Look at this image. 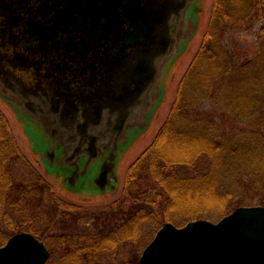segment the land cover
<instances>
[{"label": "trees", "instance_id": "16d2710c", "mask_svg": "<svg viewBox=\"0 0 264 264\" xmlns=\"http://www.w3.org/2000/svg\"><path fill=\"white\" fill-rule=\"evenodd\" d=\"M260 18L264 0H214L204 43L166 121L128 168L119 198L93 212L56 193L0 110V246L26 231L47 245V264H108L106 256L139 264L165 223L220 220L238 207L264 205V34L259 52L242 61L223 43ZM210 100L216 106L202 110ZM221 111L230 127L219 124Z\"/></svg>", "mask_w": 264, "mask_h": 264}, {"label": "water", "instance_id": "95a60500", "mask_svg": "<svg viewBox=\"0 0 264 264\" xmlns=\"http://www.w3.org/2000/svg\"><path fill=\"white\" fill-rule=\"evenodd\" d=\"M20 1L11 0V3L15 5ZM65 1L67 6L56 15L59 22L63 21L61 19L72 21L82 18V26L91 25L85 28L86 34L98 31L100 38L114 34L118 40L131 39L142 47L139 51L123 52L109 62L113 67L108 71L110 76L112 74V80L104 93L107 99L101 97L99 117L91 124L102 141L98 142V146L111 142V132L116 128L119 136L116 142L126 137L129 143L130 128L143 120L145 123L163 99L162 79L175 63L180 45L185 42L186 46L188 43H177L178 29L183 22L195 21L196 16L188 14L191 8L186 7L187 3L178 7L174 15L170 4L158 3V0H128L127 4L121 0ZM118 9L122 10L120 16L116 14ZM122 16L130 28L125 34L120 29ZM1 64L0 60L2 68ZM157 90L160 96L155 99ZM5 91L4 86L0 85V94L15 105H21L24 117L36 121L29 112L33 107L30 103L9 97ZM71 112L65 108L60 113L53 111L50 115L64 124L67 132H63L69 136V146L56 142L48 146L47 155L51 161L62 159L70 146H77L76 142H82L89 136V125L80 119H76L74 125L67 116ZM54 128L55 134L58 133V127ZM44 130L48 136L53 134L50 127ZM141 130L135 129L138 133ZM56 153L61 157L56 158ZM47 162L50 163L49 160ZM50 257L47 245L26 231L13 235L5 245L0 246V264H47ZM139 264H264V205L238 207L217 222L198 219L184 226L165 223L144 249Z\"/></svg>", "mask_w": 264, "mask_h": 264}, {"label": "flooded vegetation", "instance_id": "af4514ba", "mask_svg": "<svg viewBox=\"0 0 264 264\" xmlns=\"http://www.w3.org/2000/svg\"><path fill=\"white\" fill-rule=\"evenodd\" d=\"M81 1L84 0L78 2ZM121 2L127 4L128 0ZM159 2L170 4L171 12L175 15L176 9L185 3L186 7L196 11L195 5L200 0ZM66 6L65 0H21L15 5L11 0H0V85L4 86L9 97L34 107H30L29 112L36 118L33 121L36 127H43L38 135L44 144L56 142L69 146V136L63 132L66 131L64 124L50 116L53 111L60 113L61 109L72 110L71 115L67 116H70L68 118L72 119L74 125L76 119L86 121L89 136L82 142H76L77 146H70L65 151L66 155L63 154L62 159L56 163H63L62 168L69 175L71 183L98 167L96 171L97 175L100 174L99 182L106 189L112 186L109 162L114 160L111 154L115 148L110 149V145L113 146L119 136L117 128L114 129L111 132L112 141L100 147L98 142L102 143L101 138L91 124L99 117L101 97L105 96L112 80V74L110 76L108 71L113 66L109 62L123 52L139 51L142 47L139 42L135 44L131 39L118 40L114 34L104 38H100L98 31L86 34L85 28L91 25L82 26V18L72 21L61 19L63 21L59 22L56 15ZM121 13V9L116 11L119 16ZM121 21V33L125 34L130 28L123 16ZM104 98L107 99V96ZM55 126L58 127L56 134ZM48 127L53 134L46 140L42 132ZM107 149L110 151L100 155ZM93 157L98 158L93 160Z\"/></svg>", "mask_w": 264, "mask_h": 264}, {"label": "rangeland", "instance_id": "374dc122", "mask_svg": "<svg viewBox=\"0 0 264 264\" xmlns=\"http://www.w3.org/2000/svg\"><path fill=\"white\" fill-rule=\"evenodd\" d=\"M213 3L214 0H200L197 9L198 14L195 18V21L183 22V25H181V27L178 29L177 43L179 44L184 41H188V43L186 46L185 42L180 45V47L178 48L179 54L174 58V60H176L175 63L172 64L170 70L171 72L164 75L162 79L161 88L162 90H164V97L159 102L158 106L153 109L152 113L148 116V119L145 123L143 120V122H141L139 125L130 128L129 133H131L132 136L131 134L128 135L129 143L126 142L125 137L113 144V146L110 145V149L115 148V151L113 152L114 155L111 154V157L114 158L115 161L117 160L116 163H113L114 160L109 162L112 172H114L118 176V183L115 186H108L106 189L102 187L99 182L100 174L97 175L96 171L98 167L95 169H91L89 172H87L85 175H81L79 178L77 177L76 180L71 183V181L68 180L69 175L64 170V168H61V171L57 165L54 166L52 164V162L54 161H51L49 159L50 157H47L50 163H43L42 153L43 150H46V144H44V141L38 135L39 129L36 127V124L25 120V128L27 130L26 133L23 124L24 122L21 121V119L23 118L22 116L25 115L22 106H19L17 104L15 105L14 102L6 100L0 94V110L5 114L9 122L12 134L15 137L21 152L25 155L31 165L47 179V181L54 187L56 193L63 200L84 207L85 209L88 208L87 210L93 212L97 208L106 206L119 198L122 193L128 168L155 140L159 130L168 117L169 111L174 104L181 80L185 76L191 63L193 62L202 44L204 43ZM188 14L190 16H194L195 13L193 12V10H191ZM259 43L261 47V42L259 41ZM260 47L255 52V54L251 56L242 51L241 46L235 42L233 43L232 47H230V49L237 55L239 61H242L253 58L259 52ZM159 92L160 91L157 90L154 94L155 99L159 98ZM260 100H262V98H260ZM215 106V103L210 100L202 105L201 109L211 110ZM219 113L220 111H217L216 115ZM228 113L233 116L232 112ZM221 114L224 115V118L218 116L219 124L223 127H227V125L230 127V125L232 124V122L230 121L231 119L227 118L222 111ZM237 127L240 128V126ZM136 128H141L142 130L138 133L135 131ZM263 130L264 127L262 128V131ZM134 135L135 137H133ZM28 136L31 139H29ZM31 143H35L36 145L33 146L31 145ZM110 149L103 150L100 155H103L105 151H110ZM58 151L60 150L58 149ZM115 154L117 157L115 156ZM58 157H61V154H59ZM109 174H112L111 171ZM217 221L218 220H214L213 222ZM52 232L55 233V230H53ZM149 234V227H147L143 235H145L144 237H146ZM128 254V252H124L121 255L120 259L127 260ZM111 261L112 259H110L108 256L105 257L106 263H115Z\"/></svg>", "mask_w": 264, "mask_h": 264}, {"label": "clouds", "instance_id": "9594fccd", "mask_svg": "<svg viewBox=\"0 0 264 264\" xmlns=\"http://www.w3.org/2000/svg\"><path fill=\"white\" fill-rule=\"evenodd\" d=\"M262 34H264V18L258 19L251 31L247 28H234L226 35L223 43L228 47H232L235 42L241 46L242 51L251 56L260 47L259 41Z\"/></svg>", "mask_w": 264, "mask_h": 264}]
</instances>
